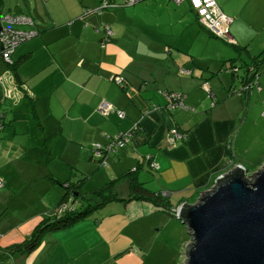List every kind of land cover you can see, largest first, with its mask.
<instances>
[{
  "label": "crops",
  "instance_id": "crops-1",
  "mask_svg": "<svg viewBox=\"0 0 264 264\" xmlns=\"http://www.w3.org/2000/svg\"><path fill=\"white\" fill-rule=\"evenodd\" d=\"M113 1L120 5L99 11L102 0H0V15L28 14L39 31L12 56L16 84L25 90L17 102L4 94L9 65L0 58V264H63L57 245L82 241L80 219L66 228L78 233L53 231L31 253L12 251L44 220L39 190L58 186L54 179L72 182L74 206L82 198L99 206L144 210L152 204L172 211L194 203L230 159L245 166L247 142L260 138L254 128L264 132V0H217L232 19L234 44L228 48L215 44L189 1ZM254 60L262 101L256 100L252 116L238 84ZM118 76L124 82H116ZM164 91L186 93L190 109L169 110ZM102 100L125 116L103 115ZM174 130L185 138H176ZM121 132L132 135L124 149L109 154L106 163L93 157L94 144L105 145ZM148 155L156 169L145 161ZM132 179L170 208L126 198Z\"/></svg>",
  "mask_w": 264,
  "mask_h": 264
},
{
  "label": "rangeland",
  "instance_id": "rangeland-1",
  "mask_svg": "<svg viewBox=\"0 0 264 264\" xmlns=\"http://www.w3.org/2000/svg\"><path fill=\"white\" fill-rule=\"evenodd\" d=\"M21 28L27 29L29 26L23 25ZM214 42L221 48L230 46L229 42L221 38L215 39ZM240 62L241 58L238 57V63ZM258 90V85H254L251 91L246 90L239 81L238 91L241 92L239 95L244 97L246 103L249 101L248 107L252 116L259 108L254 107L256 100L262 101L260 97L262 91ZM254 133L260 138L255 144L256 136L247 142L248 154L243 166L247 168L249 174L255 173L264 164L262 158L264 155L261 156L264 154V132L260 127L254 128ZM261 158L263 161L260 162ZM75 169L82 175V170ZM95 185L92 182L90 187L86 185L85 188L88 190ZM58 186L39 190L37 207L44 218L54 219L55 216L63 214L59 211V202L65 194V189ZM96 195L99 196L98 193ZM125 197L129 199V194ZM97 205L85 202L81 198V202L75 206L77 211L86 212L82 218V241L76 238L57 245L56 255L63 264L67 262L68 264H186V249L191 243V238L187 226L177 218L174 210L172 211L175 215L170 210L168 212L152 204L150 208L146 207L144 210L140 205L133 204ZM66 228L54 232L73 234L79 231L78 228L70 230ZM43 248H47V243ZM58 251H61V255ZM79 252L81 254L76 255Z\"/></svg>",
  "mask_w": 264,
  "mask_h": 264
},
{
  "label": "water",
  "instance_id": "water-1",
  "mask_svg": "<svg viewBox=\"0 0 264 264\" xmlns=\"http://www.w3.org/2000/svg\"><path fill=\"white\" fill-rule=\"evenodd\" d=\"M199 199L177 217L191 238L186 264H264V164L221 174Z\"/></svg>",
  "mask_w": 264,
  "mask_h": 264
},
{
  "label": "built area",
  "instance_id": "built-area-1",
  "mask_svg": "<svg viewBox=\"0 0 264 264\" xmlns=\"http://www.w3.org/2000/svg\"><path fill=\"white\" fill-rule=\"evenodd\" d=\"M139 0H125V5H133ZM184 1H189L190 8L192 11L195 12L198 20L206 27V29L215 37L224 39L229 43H234L233 39L230 36V24L232 19L223 12L220 5L218 4L217 0H173L176 4H181ZM117 2L113 0H102L100 7L97 10L109 8L112 6H118ZM85 13L90 12V9L85 8ZM27 25L29 28H21V26ZM35 20L32 16L23 14V13H14V14H5L0 15V58L4 60L8 65L9 68L6 70L5 76L9 79V83L4 86V94L6 97L11 98L14 101H19L23 95H25V90L20 89L16 84L17 81L14 76V71L12 66L15 64L13 59V53L16 48L24 42H27L33 38H35L39 31L35 27ZM106 34L108 36L113 35V31L109 26L106 27ZM234 71H237L238 68L234 67ZM250 72H252V79L251 81L246 84L245 89H249L254 85H259V73L250 67ZM116 82L122 83L124 82L125 78L122 76H118L115 78ZM0 81L4 84V76L0 77ZM206 91L208 95L212 98L211 106L216 104L214 100V95L211 92L208 82L205 84ZM239 94L241 92H238ZM163 95L166 98V107L169 110L181 107L185 109H190L188 105H186L185 101L187 98V94L184 92H175V91H164ZM99 111L103 115H110L111 113H117L120 117H124V111L116 108L112 103L107 100H102L99 105ZM193 109V108H192ZM264 114V111H263ZM175 131V137L178 139H184L185 133L180 132L178 130ZM132 140V135L130 132H121L117 135L110 138L109 142L105 145L96 143L92 147L93 157L101 160L102 163H106V157L109 154H116L120 150L124 149ZM145 161H147L151 168L156 169L157 163L153 159L152 155H148L145 157ZM226 171L223 173H227L233 168H237L238 166H242V164L233 162L230 159L227 163ZM245 168V167H244ZM246 169V168H245ZM249 175V173L247 172ZM2 185V181L0 180V186ZM69 184H66L68 187ZM213 185V184H212ZM210 189V187L208 188ZM204 193V192H203ZM203 193L199 195L200 198ZM74 196L73 193L70 192L67 196L66 200L59 205V211L64 213L66 211L74 209ZM71 204V205H70ZM175 213L180 214L181 206L174 209Z\"/></svg>",
  "mask_w": 264,
  "mask_h": 264
},
{
  "label": "trees",
  "instance_id": "trees-1",
  "mask_svg": "<svg viewBox=\"0 0 264 264\" xmlns=\"http://www.w3.org/2000/svg\"><path fill=\"white\" fill-rule=\"evenodd\" d=\"M233 44L234 43H230V45H233ZM15 65L16 64H14V67H15ZM258 65H259V61L254 60L252 62V65L248 66V70L245 73V75L243 76V79L241 80L244 87H246V84H248L252 79V76H251L252 72H250V67H253V69L260 74L259 69H258ZM247 90L251 91V88H249ZM31 107H32V111L35 112V107H34L33 102H32ZM54 180H55L56 185L58 184L65 189V194H64L63 198L60 200L59 205L66 200V198L70 192L73 193V196L75 199V195L73 192V186L74 185L72 184L71 181H69V180L60 181L57 179H54ZM66 184H69L68 187L66 186ZM97 193L99 195L103 196L102 192H97ZM116 198L117 197H110L111 200L116 199ZM141 198L154 201L160 207H164L167 209L170 208L166 203L163 202V200H161L160 196H157L155 193H152V192L146 190L141 184H139L136 181V179H132L131 194H130L129 199L132 200V199H141ZM103 202L106 203L105 198L103 199ZM173 214H174V212H173ZM85 215H86V212H83V213L79 212V211H77L76 207H74V209L64 212L63 214H61V216H55L56 218H54V219H52L50 217H45L44 220L33 230V232L27 238H25L21 243L16 244L12 247V251L31 253L40 247L43 240L45 239V237L48 234L52 233L53 231L69 227L70 225L78 222Z\"/></svg>",
  "mask_w": 264,
  "mask_h": 264
},
{
  "label": "bare ground",
  "instance_id": "bare-ground-1",
  "mask_svg": "<svg viewBox=\"0 0 264 264\" xmlns=\"http://www.w3.org/2000/svg\"><path fill=\"white\" fill-rule=\"evenodd\" d=\"M200 199L198 198L194 203H196V202H198ZM194 203H191V204H194ZM181 213V212H180ZM176 214V216L178 217L180 214H177V213H175Z\"/></svg>",
  "mask_w": 264,
  "mask_h": 264
},
{
  "label": "clouds",
  "instance_id": "clouds-1",
  "mask_svg": "<svg viewBox=\"0 0 264 264\" xmlns=\"http://www.w3.org/2000/svg\"><path fill=\"white\" fill-rule=\"evenodd\" d=\"M28 15V14H27ZM35 20V19H34ZM218 38V37H217ZM75 200V199H74ZM75 207V206H74Z\"/></svg>",
  "mask_w": 264,
  "mask_h": 264
}]
</instances>
